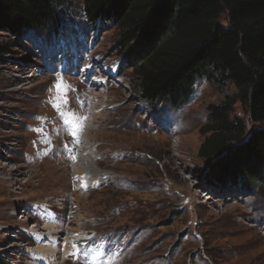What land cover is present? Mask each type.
Here are the masks:
<instances>
[{
	"label": "rangeland",
	"instance_id": "obj_1",
	"mask_svg": "<svg viewBox=\"0 0 264 264\" xmlns=\"http://www.w3.org/2000/svg\"><path fill=\"white\" fill-rule=\"evenodd\" d=\"M83 7L70 0L53 33L0 27V264H264V186H214L199 156L208 106L236 87L203 79L182 107L150 104L118 27ZM232 116L247 118L241 103ZM88 128L103 162L83 181Z\"/></svg>",
	"mask_w": 264,
	"mask_h": 264
},
{
	"label": "trees",
	"instance_id": "obj_2",
	"mask_svg": "<svg viewBox=\"0 0 264 264\" xmlns=\"http://www.w3.org/2000/svg\"><path fill=\"white\" fill-rule=\"evenodd\" d=\"M69 1L0 0V27L16 38L56 32ZM83 11L118 27V48L150 104L182 107L198 80L233 84L232 98L207 108L211 134L199 156L214 186H264V0H84ZM237 103L246 119L232 116Z\"/></svg>",
	"mask_w": 264,
	"mask_h": 264
},
{
	"label": "bare ground",
	"instance_id": "obj_3",
	"mask_svg": "<svg viewBox=\"0 0 264 264\" xmlns=\"http://www.w3.org/2000/svg\"><path fill=\"white\" fill-rule=\"evenodd\" d=\"M96 88H97V85L95 86ZM85 93L86 94H88V93H90V91H88V90H86L85 89ZM96 101H100V99H102V95H97V96H95V98H94ZM60 113H62V110H58ZM48 119H50V121H51V118L50 117H48ZM92 119H94V120H96V116H92ZM111 119V118H110ZM109 121H111V120H109ZM102 126V125H101ZM79 127V126H78ZM77 127V128H78ZM76 129V128H75ZM74 130V129H73ZM102 131H101V129L100 130H98V131H93L91 128H88L87 130H86V133H85V138L87 139V141H88V143H86V141H83V142H81V145L79 146V148L81 147V149H80V151L83 153V157H80V158H76L75 159V161L73 162V164H76L77 163V171L75 172V174L76 175H78V177L81 179V180H83V181H85V180H87V181H89V179H90V177L88 176H86L85 175V177H84V169H85V171L88 169V168H90V169H92L91 167H92V165H93V163H97V162H99V163H102L103 161H102V159L100 158V157H98L97 156V154L95 153V151H93V148L91 147V145L89 144V143H91V139H92V136H93V134H95V138H97L96 136H98L99 137V134L101 133ZM95 138H93V139H95ZM101 150H102V148H101ZM100 150V151H101ZM70 151V150H69ZM129 151H123L122 152V155L123 154H126V153H128ZM120 154V153H119ZM129 154V153H128ZM84 155L86 156V157H84ZM82 165H85V168L82 166ZM89 169V170H90ZM98 175V174H97ZM102 175V174H101ZM62 177L64 178V179H66L67 177H68V173L66 174V172H62ZM85 183V182H84ZM59 183H58V180L57 179H55V178H53V180H52V183H51V187L52 186H54V185H58ZM86 184V183H85ZM62 185V184H61ZM73 185H74V183H73ZM74 187V186H73ZM75 189V188H74ZM76 190V189H75ZM50 230L52 231V233L50 234V235H55V236H60V234L62 233V231H58L55 227H50ZM60 238V237H59ZM39 240V239H38ZM54 240H56V239H54ZM53 240V241H54ZM81 239H79L78 241H80ZM56 244V243H55ZM58 251H57V249L54 247V249L52 250V252H49V253H52V254H54V256H56V253H57ZM58 254V253H57ZM50 256H52V255H49V257ZM97 257H98V254L96 255ZM95 259H97V258H93V259H91V262H92V264H96L97 263V260H96V262H94L95 261Z\"/></svg>",
	"mask_w": 264,
	"mask_h": 264
},
{
	"label": "snow or ice",
	"instance_id": "obj_4",
	"mask_svg": "<svg viewBox=\"0 0 264 264\" xmlns=\"http://www.w3.org/2000/svg\"><path fill=\"white\" fill-rule=\"evenodd\" d=\"M56 87H57V88H60V85L58 84V85H56ZM64 103L66 104L67 101L65 100ZM53 106L56 107L57 109L60 108V105H59L58 103L54 104ZM61 114H62V115H71V116H74V115H75L74 113H67V114H65V113H61ZM34 131H37V130H34ZM73 248H74L76 251H74L71 255H78V253H79V246L74 244V245H73Z\"/></svg>",
	"mask_w": 264,
	"mask_h": 264
}]
</instances>
